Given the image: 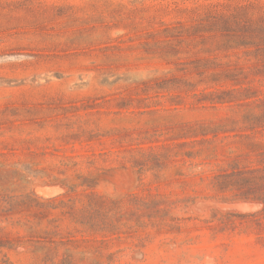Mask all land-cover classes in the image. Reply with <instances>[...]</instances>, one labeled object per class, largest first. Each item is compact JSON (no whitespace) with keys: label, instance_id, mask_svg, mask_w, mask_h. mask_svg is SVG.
I'll return each mask as SVG.
<instances>
[{"label":"rangeland","instance_id":"rangeland-1","mask_svg":"<svg viewBox=\"0 0 264 264\" xmlns=\"http://www.w3.org/2000/svg\"><path fill=\"white\" fill-rule=\"evenodd\" d=\"M260 25L264 0H0V264H264L262 204L209 180L252 142L176 148L264 96Z\"/></svg>","mask_w":264,"mask_h":264},{"label":"trees","instance_id":"trees-1","mask_svg":"<svg viewBox=\"0 0 264 264\" xmlns=\"http://www.w3.org/2000/svg\"><path fill=\"white\" fill-rule=\"evenodd\" d=\"M255 30L256 35H253V40L257 38V41L253 43V45L255 44L254 46H261V52L264 53V25L256 27ZM262 62V70L264 73V57ZM190 87H193V85H190ZM224 94H226L224 91H213L207 93L208 96L215 97V99L211 100L212 104L227 102L225 101L226 99L222 97ZM254 96V92L246 93L242 98L249 99ZM250 104H252V106H249ZM245 105H248L245 106V109H238L235 111V114H240L243 117V122L237 123L232 121L230 124L226 125L195 124L193 126H189L183 135L187 141L178 144L176 148L184 149L182 156L188 160H192L203 153L202 145H209L213 144L215 141H218V136L221 133H234L233 135H224L222 141L224 139H228L229 137H240L251 141V157L253 158L251 163L256 164L255 167L242 170L239 168V162L233 161L229 165L231 170L229 173L224 170L221 173L211 175L209 180L212 188L219 191L226 190L228 188H244L246 191L242 197H244V199L252 198L253 200L259 201L262 204V209L257 212V214L264 215V96L262 98H257L250 103L245 102ZM213 108H215V106H213ZM209 136L211 137L209 138ZM243 175H247V178L233 180L234 177H241ZM94 180L95 179H92V183H94ZM87 186L91 187V185ZM70 189L73 190L74 186H71ZM88 196L93 201V204L90 207V209L93 210L91 217L96 218L98 215L96 208L98 206L97 200L95 199H98L99 201L101 198H95L96 194L94 193H91ZM254 214L256 213H252L251 215ZM89 228H93L94 231L98 233H105L104 222L99 224L93 223Z\"/></svg>","mask_w":264,"mask_h":264},{"label":"bare ground","instance_id":"bare-ground-1","mask_svg":"<svg viewBox=\"0 0 264 264\" xmlns=\"http://www.w3.org/2000/svg\"><path fill=\"white\" fill-rule=\"evenodd\" d=\"M250 206V205H249ZM252 206V205H251Z\"/></svg>","mask_w":264,"mask_h":264}]
</instances>
